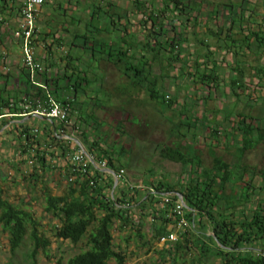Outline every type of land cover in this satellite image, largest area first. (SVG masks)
<instances>
[{
    "label": "trees",
    "instance_id": "obj_1",
    "mask_svg": "<svg viewBox=\"0 0 264 264\" xmlns=\"http://www.w3.org/2000/svg\"><path fill=\"white\" fill-rule=\"evenodd\" d=\"M130 2L132 10H125L109 0V42L95 41L89 48L90 34L77 36L82 39L84 45L81 47L86 54L96 58L97 53L100 60L114 66L120 76L128 79L126 84L119 85L117 89L121 90L123 95L132 97L126 87H139L151 102L160 101L164 108L172 109L175 104L173 97H170L168 92L159 94V90H162L166 79L174 73L175 80L176 77L188 75L192 84L200 86L209 94L203 96V100H211L212 91H216L219 86L216 69L212 68L211 73L201 72V64L194 60L193 71L190 74L187 72L189 66L183 48L187 35L185 29H181L185 22L173 19L170 15L174 12L182 13L186 6L185 0H160L158 5L146 0ZM131 16L138 18L135 23L139 28L138 34L142 35L148 31L145 42L137 40V33H129L133 24ZM257 37L259 41H264L263 36ZM65 59L67 68L75 71L76 67L70 62V53L65 55ZM155 65L158 66L160 75L153 73ZM22 72L25 80L16 86V90L14 85L10 86L7 82L2 84L0 89V116L13 119L8 132L16 136L18 148L17 159L15 162H7V165L16 171L20 183L26 186L31 184V187L39 192L43 213L50 218L47 228L51 236L61 241L68 240L73 246L83 241L86 247L66 261L59 257L52 264H110L111 260L113 264H127L130 254L115 243L113 231H127L128 234L123 239L125 243L133 237L140 241L142 246L150 245L145 231V225L150 223L151 231L148 232L157 245L161 237L167 236L177 228L179 218L173 209L175 202L179 200L178 195L182 196L183 217L189 221V226L177 228L178 239L166 241L161 247L154 249L156 260L152 264H215V259H218V264H264V204L253 210H239L242 203L248 201L249 195L246 193L237 198L232 196L233 169L223 163L214 152L211 165L203 167L201 158L196 155V147L190 146L189 151H186L181 145V140L186 137L185 134H179L181 128L191 129L194 121L199 120L198 117L192 122L180 119L174 126V130L178 132L175 136L178 142L158 148V154L163 160L179 163L184 168L190 167L188 179H181L177 184L166 181L151 183L152 190L147 189L145 193L126 185L120 188L118 180L113 189V177L108 172L96 168L91 162L86 172L74 171L69 156L79 149V146L73 140L60 137L61 134L70 135L63 123L55 124L52 120V127L47 125L39 128L23 120L26 117L24 114L34 111L47 99L49 93L58 102L68 105L70 115L67 119L71 121L79 109L76 107L78 95L90 81L75 75L65 77V84L58 85L54 82L55 91L51 92L45 73L37 76L44 82L43 87H40L31 83L28 72L23 67ZM260 72L264 76V69ZM60 90L69 95L68 99L59 96ZM98 101L103 102L99 99ZM123 103H129V99ZM183 115L180 114V117ZM239 117L243 118L242 123L245 124V116ZM77 119L84 122V125L79 129H76L75 123L72 125V130H76L73 139H78L95 164L105 161L107 169L118 173L125 164L122 160L125 150L109 145L105 134L99 131L101 124L93 113L77 114ZM7 122L8 120L4 121V125ZM246 125V128L242 129L247 136L243 141L242 152L264 142V128H252L257 130L258 137L255 140L249 138L250 127L249 124ZM204 128L210 131L208 126ZM34 129H37V132H34ZM193 130V138L196 140V127ZM211 132L217 135L218 130ZM28 159H33V165L29 172H25L22 167ZM2 173L0 170V177ZM53 174H59L61 177L59 183L63 185V189L60 193L53 192L46 184ZM8 175L10 172L3 174V181ZM237 181L240 182L241 178H235V183ZM228 183L232 184L231 196L223 194ZM4 193L0 185V226L7 235L9 252L14 253L28 237L32 247L29 254L33 260L32 264H35L39 254L49 258L51 239L45 234L39 219L20 205L22 201L16 203ZM165 197L168 198L167 202H164ZM193 248H196L197 252L190 259L189 252Z\"/></svg>",
    "mask_w": 264,
    "mask_h": 264
},
{
    "label": "crops",
    "instance_id": "obj_2",
    "mask_svg": "<svg viewBox=\"0 0 264 264\" xmlns=\"http://www.w3.org/2000/svg\"><path fill=\"white\" fill-rule=\"evenodd\" d=\"M93 1L94 3L99 1L109 4V0H44L36 17L35 58L46 70L44 73L48 79V86L51 92L55 91L54 82H57L58 85L65 84V77H74L75 75L90 81V84L83 86V91H80L78 95L76 107H79V109L74 113L75 115L67 126L68 134L74 136L73 134L76 132L75 129L72 130L74 123L76 129L84 125V122L77 119V114L93 113L94 116L98 117L97 112L102 114L105 112L106 114L104 115L109 113L110 119L116 113L123 114L130 130H140L139 132H142L145 126L140 117L136 124L131 122L133 120L132 117L138 115V112L134 113V110L131 109L132 107L127 106L128 103H116L118 93H114V91L119 92L116 84L109 88V92L106 89L105 84L108 76L105 68L109 66V63L105 60H100L97 57V53L95 55L96 58L86 55L85 50L81 47L84 43L81 38L77 37L83 34H90L89 48L92 47L95 41L99 43L102 41L109 42V34H107L109 31V16L104 15L105 20L97 23V27L92 26V21L101 17L98 15L101 4H99V8L94 10ZM185 4L186 6L182 13L174 12L170 15L173 19H180L185 22L184 25H181V29H185L187 35L186 42L183 43L185 59L189 66L187 72L190 74L193 71L192 62L198 59L205 63L206 72L211 73L212 68H215L218 81L223 84L222 87L217 88L219 91L218 97L228 102L224 101V105L218 108L219 112H223L222 116L218 118L217 140L212 141L203 133L201 138L203 137V141L207 142L205 147H207L208 156L211 157V163L213 159L212 147L217 146L218 158L233 169L234 194L232 196L235 198L242 196L240 190L242 188L245 189L247 185L249 199L247 202L242 203V207H239V210L242 208L253 210L264 204V157L257 154L258 149L264 146V142L242 152L243 141L247 137L242 129L246 128V124H249V138L255 139L253 137L254 134H256V138L258 137L257 130H252V128L259 127L256 122L259 115L257 96L259 94L264 97V76L260 72L261 69H264V41L262 39L259 41L257 37L258 35L264 37V0H185ZM20 6L21 0H0V52H5V56L0 53V89L2 84L6 82L10 86L14 85L15 89L18 84L25 80L22 72L21 46L19 40L15 37L20 21ZM96 28L101 30L98 31ZM259 42L263 43L260 44ZM67 53L72 56L70 62L76 67L75 71L67 68L68 65L65 59ZM93 67L97 68V71ZM154 67L158 69L157 65ZM155 70L153 73L160 75V70L158 69L157 72ZM98 72L102 76L97 77ZM170 76L169 88L167 89H172V79L175 74L172 73ZM187 76L179 77V79L176 77L175 85L190 84L192 80ZM119 77L125 78L126 82L123 83H127L128 79L126 77ZM39 82L44 83L40 80ZM258 84H260V87H258ZM134 91L136 93L133 96L143 95L146 97L145 92L140 91L139 87L135 88ZM179 92H182L185 96L189 93L184 89ZM209 93L211 92L209 91ZM58 94L61 98L67 96V93L61 90L58 91ZM103 94H106V96L99 98V95L103 97ZM122 97L124 99L126 97L129 98L126 95H122ZM98 99L103 102H99ZM225 103L230 105L234 103L235 107L231 106L234 114L231 120L225 112V109L229 107ZM239 115L245 116V124L242 123L243 118L239 117ZM23 120L39 128L47 125L52 127L53 124L34 115L28 119L25 117ZM227 121L228 125L224 124ZM222 122L223 125H220ZM99 123L101 124L100 126L104 125L103 121ZM123 123L124 121L121 118L115 120L113 125L110 123L112 132L110 138L115 135L116 137L108 142L112 148L120 149L122 147L125 150L122 159L123 164H125L122 168L125 170L126 181L124 184L119 183L120 188L126 185L135 187L139 192L145 193L147 189L152 190L150 189L151 183L166 181L170 184H176L175 180L178 178L188 179L190 167L184 168L178 163L177 165L179 166L175 167L176 169H170L169 171L157 164L158 174L155 175L154 179L150 180L148 178L145 180L147 178L146 173L149 171L144 166H140L136 160L133 161V158L131 159L129 147L126 149L120 141L121 132L124 133L125 131ZM198 133L200 132L198 131ZM130 134L125 132V136L128 139H131ZM170 136L173 135L170 134ZM262 137L264 138V133H262ZM75 138L74 140L78 144L79 141ZM173 138L175 141L171 145L178 142L175 136ZM186 138L181 140V143L187 149L193 146L195 142L191 141L189 143L185 141ZM105 139H107V135ZM195 141L198 143L197 137ZM211 142L213 143L211 144ZM215 143L216 145H214ZM159 146L161 145L155 146V152L157 153ZM134 157L136 158L137 156ZM165 161L167 162V160ZM127 162L131 163L130 168L127 167ZM202 166L208 167L204 165L203 160ZM53 175L57 183L60 182V175ZM235 178H241V181L235 183ZM230 183L225 186L223 193L225 196H231L230 189L232 184ZM149 224L147 223V226ZM147 235H150V233H147ZM215 260L217 261L218 259Z\"/></svg>",
    "mask_w": 264,
    "mask_h": 264
},
{
    "label": "rangeland",
    "instance_id": "obj_3",
    "mask_svg": "<svg viewBox=\"0 0 264 264\" xmlns=\"http://www.w3.org/2000/svg\"><path fill=\"white\" fill-rule=\"evenodd\" d=\"M112 2L116 3L119 5L120 8H124L125 10H132L131 7V2L130 0H111ZM151 1V3L158 5V1L156 0H147ZM155 1V2H154ZM98 3V5H97ZM94 3V10L98 8L97 6L100 5V12L98 11V15L101 16L98 19H94L92 21V26L97 27V23L102 22L105 20L104 15L107 17L109 16V7L106 2H99ZM100 19V20H99ZM102 19V20H101ZM131 28L129 29V33L138 34L139 28L135 25L137 22L138 18L137 16H131ZM177 20V19H176ZM141 39V34H138L137 40ZM185 54V53H184ZM87 55V54H86ZM88 57V56H87ZM86 59V58H85ZM199 64H201L200 71L204 72L205 68L204 65L205 63H202L201 60L198 59ZM193 63V62H192ZM156 66V65H155ZM95 69V67H93ZM107 76L108 80L106 82V89L109 92V88L111 86H114L116 84V87L118 89L119 85L123 86V82H126V79L123 77H119L120 73L118 69L114 68L111 64L107 68ZM156 69V70H155ZM97 71V68L95 69ZM153 70L157 72V67H154ZM97 77L102 76L101 73H97ZM179 79V77L177 78ZM169 81L170 78L166 79V83H164V87L162 90H159V94L162 93H167L169 94L170 97H173L174 99V107L172 109H167L162 106V103L160 101L156 102H151L147 97L140 95V96H133V94L136 93L134 91L135 89H132L130 87H126L127 91H129V94L132 95V97L126 98L129 99V103L127 106H131L132 110L135 112H138V115H134L131 120L132 123H137L139 121V117L142 119V123L145 126V129L142 130V132H139L137 130H130L129 125L126 124L124 120L123 114H118L116 113L114 116H112V119L105 112L100 113L97 112V116H95L99 122L103 121L104 125L99 127V131L101 133H105V136L107 135V142L112 141L115 139L116 135L111 137V130L110 127L113 125L115 120L120 119L124 121L123 126L124 128V133L121 134L120 141L123 144V147L131 151V159L133 158V161L136 160L139 165L144 166L147 171L146 175L147 180L148 178L154 179L155 175L158 174L157 171V164L161 165L163 168H166V171H169L170 169H176L175 167L179 166L177 165L178 163H171L169 161L162 160L160 159V156L157 152H155V146L157 147L159 145H171L175 139L173 136H177L178 132L174 130V126L178 124L179 120L182 119L183 121H193L196 120L198 117L199 120L194 121L192 124V128L190 130H187V127L181 128V133L179 134H185L186 139L185 141L187 142H196L193 138V135L195 134V131L193 128L196 127V132H197V139L198 143H194V146L196 147V155H198L203 161L205 166H210L211 165V157L208 156L207 154V147L206 141H203L204 139L201 138L202 133L206 134V137H208L210 140H215L216 138V133L211 132V130H217V126L219 124L218 118L219 116H222V112L218 111V108H221L224 105V101L228 103L226 100H223L219 98V91L217 89L216 92L212 91L211 100L209 99L208 101L203 100L204 97L207 94L205 93L204 90L200 88V86L192 83H187V84H177L175 85V79H172V89H167L169 88ZM220 82V81H219ZM161 84L159 83V88H161ZM223 84L219 83L218 87H222ZM187 87V88H186ZM185 90L189 92L185 96L180 93L179 91ZM172 90V91H169ZM261 92V91H260ZM118 93V97L116 99V103H121L126 101L122 97L123 94H121V90ZM120 95V96H119ZM106 94H103V97L99 95V98H104ZM202 96V98H200ZM259 96V97H258ZM257 96V101H258V106H259V115L257 118V123L260 128L264 127V97L260 96L258 94ZM261 97V98H260ZM106 98V97H105ZM112 101V100H111ZM248 101V99H246ZM245 101V102H246ZM114 102V101H112ZM229 106L228 108L225 109V112L227 113L228 118L231 120L233 119L232 115L233 114V109H231L234 106L230 104H226ZM232 106V107H231ZM205 110V111H204ZM200 112H202L200 114ZM180 114H184L182 117H180ZM200 114V115H199ZM198 115V116H197ZM9 116V115H7ZM131 116V114H130ZM186 116V118H185ZM30 118V115L26 117V119ZM8 120L7 124L4 125V121ZM236 122V120H234ZM13 122V119H10V117H5V118H0V170H2V175L0 177V185L2 186V189L5 191L4 195L9 197V199L14 200L16 203H20L21 201V206L25 207L26 209L30 210L34 216L39 219L42 229L44 230L45 234L50 237L51 239V246L49 248V258L45 256L44 254H39L36 259H35V264H52L57 258L62 257L64 261H66L68 258L72 257L76 253L80 252L81 250L85 249L84 242L81 241L76 245H71L68 240L61 241L58 239H55L51 236V232L47 228V223H49L50 218L46 216V214L43 213V202L42 199L39 197V192L34 190L31 187V184L26 186V184H22L18 181V175L16 174V171H14L9 165H7V162H15L17 159V145L15 142L16 136L13 133H9V125ZM196 122V123H195ZM111 123V125H110ZM126 124V125H125ZM201 124V125H200ZM224 124L228 125V121L224 122ZM204 125L208 126L209 129L206 128L204 129ZM220 125H223V122L220 123ZM83 126V125H82ZM81 126V127H82ZM198 131L200 133H198ZM126 133H131V139H128V137L125 136ZM100 133V134H101ZM210 133V134H209ZM212 133V135H211ZM172 134L173 136H170ZM256 134H254L255 140L257 139ZM213 142H211L212 144ZM181 145H183L181 143ZM216 145V143L214 144ZM261 146V145H260ZM191 148V147H189ZM154 150V151H153ZM213 152L217 155V146L212 147ZM186 151H189L188 148ZM258 155H263L264 157V146L260 147L257 152ZM190 155H192V152L190 151ZM134 156H137L136 158ZM261 161V160H259ZM131 163L127 162V167L130 168ZM165 165V166H163ZM134 166V165H133ZM137 167V165H135ZM22 169L25 172H29L32 169V165L26 162L23 164ZM125 171V170H124ZM10 172V175H8V178L3 181V174ZM181 179L178 178L175 180L176 184L180 181ZM46 181V180H45ZM174 182V181H173ZM174 182V183H175ZM55 193H60L63 189V185L61 183H57V180L54 179V176L51 175L50 178L47 179L46 183ZM248 192V188L246 187L245 189L242 188L240 190V193L242 195H245ZM147 196V195H146ZM151 231V225L147 226L145 225V231L146 232V239L150 241V245H144L140 244V241L138 242L135 238L131 237L130 241L128 243H125L123 240L125 236H127V232L123 231H113V236L115 238V243L118 245H121L125 249L126 252H128V263L127 264H152L156 260V254L154 252V249H157L163 245L162 242H158L157 245L155 244L156 240L152 239L151 235H147L148 232ZM178 229H174L173 232L176 234V239L179 238V235L177 233ZM137 244V246H136ZM139 245V247H138ZM31 241L26 237V239L23 241L22 245L14 252L10 253L8 244H7V235L2 231V228L0 226V264H32L33 260L29 257L30 251H31ZM135 250V251H134ZM134 251V253H132ZM152 251L150 254L149 252ZM197 249L193 248L189 252L190 259L193 255H196ZM189 260V259H188ZM189 262V261H187ZM110 264H113V261L111 260ZM180 264V263H179ZM215 264H218V260H215Z\"/></svg>",
    "mask_w": 264,
    "mask_h": 264
},
{
    "label": "built area",
    "instance_id": "obj_4",
    "mask_svg": "<svg viewBox=\"0 0 264 264\" xmlns=\"http://www.w3.org/2000/svg\"><path fill=\"white\" fill-rule=\"evenodd\" d=\"M44 3V0H21V6L19 8L20 13V21L17 31L15 32V37L19 40L21 46V63L23 68L28 72L29 80L32 84L43 87V84L39 82L38 75L44 73L46 70L44 66L37 61L35 58V38H36V17L39 13V9ZM2 56H5V52H0ZM69 95L66 96L68 99ZM69 107L68 105H64L63 103L58 102L53 98L49 93L47 94V99L37 106V108L27 114L26 116L32 115H40L47 119L56 121L57 124L63 123L67 128L70 121L67 119L69 117ZM7 116V115H5ZM2 116H0L1 118ZM34 132H37V129H34ZM59 133H63V131L58 130ZM63 139L73 140L72 135H63L60 136ZM76 142V141H75ZM91 156L83 151L81 148L77 149L75 152L71 153L69 156L70 163L72 167H74V171L86 172L89 167ZM27 162L33 165V159H28ZM97 165V168L107 172L106 162L100 161ZM117 181L119 180L121 184H124L125 179V171L123 168L119 169V172L116 173ZM168 198H164V202H167ZM174 213L178 216V221L176 223L177 228H184L189 226V221H187L183 217V202L179 199L174 204ZM176 239V235L174 232L169 233L167 236H163L160 238L159 242L165 243L166 241H174Z\"/></svg>",
    "mask_w": 264,
    "mask_h": 264
},
{
    "label": "water",
    "instance_id": "obj_5",
    "mask_svg": "<svg viewBox=\"0 0 264 264\" xmlns=\"http://www.w3.org/2000/svg\"><path fill=\"white\" fill-rule=\"evenodd\" d=\"M28 116H29V115H28ZM34 116L37 117V118H39V119H42V120H48L49 122L53 123L52 120L47 119V118H45V117H43V116H40V115H37V114H35ZM26 117H27V116H26ZM78 146H79L83 151H85L84 148H83V146H82L80 143H78ZM90 162L93 163V164L96 166V168H97V165L93 162V160H92L91 158H90ZM107 172L113 177V181H114L113 189H114L115 186H116V184H117V175H116V172L113 171V170H111V169H107ZM113 189H112V191H111V195H112V193H113ZM178 198L182 201V196H181V195H178Z\"/></svg>",
    "mask_w": 264,
    "mask_h": 264
},
{
    "label": "flooded vegetation",
    "instance_id": "obj_6",
    "mask_svg": "<svg viewBox=\"0 0 264 264\" xmlns=\"http://www.w3.org/2000/svg\"><path fill=\"white\" fill-rule=\"evenodd\" d=\"M147 1V0H146ZM146 34H148V31H145L144 33H142V35H141V40L142 41H144L145 42V36H146Z\"/></svg>",
    "mask_w": 264,
    "mask_h": 264
}]
</instances>
